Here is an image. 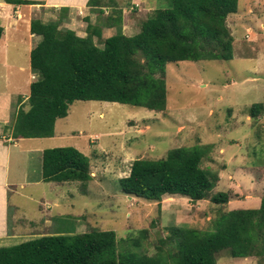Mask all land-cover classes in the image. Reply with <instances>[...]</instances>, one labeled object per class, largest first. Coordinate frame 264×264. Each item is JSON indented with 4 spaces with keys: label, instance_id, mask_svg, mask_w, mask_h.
<instances>
[{
    "label": "rangeland",
    "instance_id": "374dc122",
    "mask_svg": "<svg viewBox=\"0 0 264 264\" xmlns=\"http://www.w3.org/2000/svg\"><path fill=\"white\" fill-rule=\"evenodd\" d=\"M35 1L39 3L32 5H39L32 17L43 21L57 17L58 7L54 10L43 0ZM114 1L122 10V19L130 17L131 24L124 29L122 25L127 35L140 29L152 9L167 3ZM28 10L22 5L24 17L19 18L17 30L7 32L6 41L0 40V93L16 94L12 117L19 106L28 109L29 85L35 79L26 48ZM104 10L110 12L111 6ZM66 14L60 26L85 35L87 21L83 17L89 14L88 9H69ZM89 16L90 22L96 17ZM226 21L234 37L233 58L168 62L164 109L75 100L67 116L56 119L55 136L20 140L21 148L29 142L42 149L78 148L90 158L91 178L84 183L41 179L26 183L27 178L36 180L41 175V158L34 151L27 169L14 171L24 173L25 183L17 184L9 194L11 217L24 221V230L15 235L17 238L5 239L2 245L42 234L93 229H112L118 239H128L146 230L145 245L153 252L159 238L167 236L169 226L186 224L208 230L218 208H258L264 196V107L255 118L249 111L253 103H264V0H238L237 12L230 13ZM116 32L115 27L103 29L100 38L94 40L102 45L105 37ZM13 35L18 40L12 42ZM193 145L206 146L201 165L217 171L219 176L205 199L165 194L158 201L122 190L119 179L129 174L135 159H159L171 148ZM221 191L228 192L230 200L214 203L211 197ZM22 218L33 221L28 224ZM10 222L12 225L13 220ZM217 264H264V256L233 257L225 250L217 254Z\"/></svg>",
    "mask_w": 264,
    "mask_h": 264
},
{
    "label": "trees",
    "instance_id": "16d2710c",
    "mask_svg": "<svg viewBox=\"0 0 264 264\" xmlns=\"http://www.w3.org/2000/svg\"><path fill=\"white\" fill-rule=\"evenodd\" d=\"M166 2L152 9L133 35L122 32V10L114 0H87L96 20L90 22L89 14L83 17L84 36L60 26L68 7L58 8L57 17L48 21L32 17L30 32L40 37L29 54L35 79L29 85L28 109L19 106L12 117L13 137L53 136L56 119L67 116L75 100L162 110L168 62L233 58L234 37L226 19L237 12L238 0ZM106 6H111L108 13ZM108 27L117 32L99 45L94 37L100 38ZM2 33L0 25V37ZM263 107V102L253 103L250 117H257ZM205 147L179 146L159 159L137 158L119 184L125 193L149 200L159 201L165 194L205 199L219 179L217 171L201 165ZM41 163V179L46 182L84 183L91 178L90 158L74 146L43 149ZM211 199L224 204L230 197L221 191ZM211 223L208 230L169 226L153 252L145 245L146 230L128 239H118L112 229L42 234L0 246V264H217V254L225 250L233 257L264 256V196L258 208H218Z\"/></svg>",
    "mask_w": 264,
    "mask_h": 264
},
{
    "label": "crops",
    "instance_id": "0c3cea01",
    "mask_svg": "<svg viewBox=\"0 0 264 264\" xmlns=\"http://www.w3.org/2000/svg\"><path fill=\"white\" fill-rule=\"evenodd\" d=\"M16 0H0V25L3 27V33L0 37V40L4 39L6 41L7 32L11 31L15 33L17 27L20 23V19L24 17V13L22 11V5L28 6L29 16L27 18V29L28 40H27V51L30 54V50L32 47L38 42L40 37L38 35H34L30 32V19L32 14H34L35 10L38 9V5L32 4H18L14 3ZM44 5L46 6H54V7H68L71 10H87V0H43ZM136 3L134 0H132ZM137 4V3H136ZM35 7V9L33 8ZM141 9V8H139ZM146 10H149L148 8ZM106 12V11H105ZM94 14V13H90ZM95 15V14H94ZM20 18V19H19ZM129 20H125L123 18V29L131 24L130 17ZM96 20L93 19L94 22ZM109 28V27H108ZM106 29V28H103ZM126 34V33H125ZM79 35V34H78ZM81 35V34H80ZM86 35V31H85ZM81 36H84L83 34ZM12 37V36H10ZM12 42L18 40L15 35H13ZM7 43V42H5ZM16 57V54H13ZM6 58V56H4ZM30 67V66H29ZM31 70V68H30ZM13 93H0V246H4L3 241L7 238H17L15 235L24 230V221L19 222V218L12 219L10 212V201L9 194L15 189V186L21 182L25 183V175L20 171L18 174H15L18 168L21 170L27 169V163L29 162V157L32 155L34 151L39 152V156L42 162V148H35L30 146V142L26 145V147L21 148L19 146L20 140L24 139H32V138H42V137H13L12 134V112H13ZM16 95V94H15ZM19 95V94H18ZM55 136V133L54 135ZM52 137V136H49ZM33 141V140H31ZM33 144V143H32ZM34 145V144H33ZM45 149V148H44ZM42 165V163H41ZM17 177L19 178L17 180ZM41 179V175L36 180H28L26 179V183L36 182ZM42 180V179H41ZM22 183V184H23ZM22 186V185H21ZM230 200V199H229ZM230 203V202H229ZM42 208V206H40ZM234 209V208H232ZM29 222L33 220H27L26 218H22ZM10 220H13L12 225ZM27 229V228H26ZM28 230V229H27ZM12 245V244H9Z\"/></svg>",
    "mask_w": 264,
    "mask_h": 264
}]
</instances>
